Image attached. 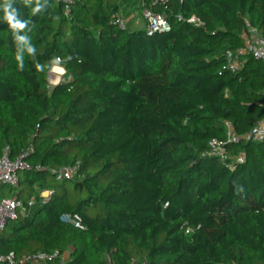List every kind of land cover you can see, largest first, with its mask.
Returning <instances> with one entry per match:
<instances>
[{
    "label": "trees",
    "instance_id": "trees-1",
    "mask_svg": "<svg viewBox=\"0 0 264 264\" xmlns=\"http://www.w3.org/2000/svg\"><path fill=\"white\" fill-rule=\"evenodd\" d=\"M13 7L29 23L16 40L0 9V156L34 148L15 195L37 201L0 231V256L264 264V141L232 144L245 157L234 170L204 155L226 138L225 121L243 135L264 120V63L248 56L240 71L224 69L249 25L264 36V0H76L69 14L60 0ZM145 9L171 29L120 27ZM58 58L66 73L51 87ZM74 164L73 179L52 173Z\"/></svg>",
    "mask_w": 264,
    "mask_h": 264
},
{
    "label": "built area",
    "instance_id": "built-area-1",
    "mask_svg": "<svg viewBox=\"0 0 264 264\" xmlns=\"http://www.w3.org/2000/svg\"><path fill=\"white\" fill-rule=\"evenodd\" d=\"M67 10V14L70 13L71 6L75 3L76 0H60ZM143 18L146 21V29L149 35H153L159 32H166L171 29L166 17L161 14L154 12L150 9H145L143 11ZM120 27L125 29L127 24L125 21H120ZM243 46L235 49L228 50L225 54L226 65L225 70L237 72L240 71L246 64L247 57L252 56L257 60H260L264 63V36L260 31L249 25L247 31L243 36ZM60 59L58 58L51 71L55 69L56 66H59ZM66 71L61 75L64 76ZM60 78V79H61ZM64 80V79H63ZM62 80V81H63ZM61 81V82H62ZM60 84V82L58 83ZM58 84H54L50 80V86L54 87ZM225 132L226 138L224 140L214 139L210 143V148L205 156H214L221 159V161L227 165L231 170H234L237 164L243 163L245 160L244 155H235L231 153L230 146L232 144H238L240 142H254L259 143L264 141V120L259 122L250 132L240 135L236 132L235 127L232 122L225 121ZM34 150L33 147L29 151L24 152L17 158H12L10 155L9 148L5 149L3 154L0 156V188L3 186H9L11 188H19L20 186V174L26 170H33V167L26 161L29 153ZM79 164L66 165L59 169L52 170L53 175L59 181L73 179L79 174ZM37 170H42V167H37ZM49 195L43 197L44 192L41 193L42 198H48L51 192L46 191ZM36 198H32L28 206H25L16 195L1 197L0 195V231H3L7 225L9 219H16L18 216L19 209H22L25 212L29 207H32L36 204ZM64 221L72 222L77 227H81V218L76 216L71 218L70 216H63ZM192 230H186V233H190ZM60 257V253H46L43 251L32 252L23 255L20 258H17L14 253H11L8 256H0V263L7 264H52ZM70 257V253H66L62 256V260L65 261ZM108 264H112V260L107 257ZM130 264H147L145 261L133 260Z\"/></svg>",
    "mask_w": 264,
    "mask_h": 264
},
{
    "label": "clouds",
    "instance_id": "clouds-1",
    "mask_svg": "<svg viewBox=\"0 0 264 264\" xmlns=\"http://www.w3.org/2000/svg\"><path fill=\"white\" fill-rule=\"evenodd\" d=\"M16 2V0H3V3L0 4V9L3 10L4 13V21L9 25V27L13 31L14 39L16 40H24V37L16 36L15 33L23 30L26 25L29 23L27 20H21L18 19L19 12L16 7H13V4ZM23 2V0H22ZM39 11V8H33L31 9V14L35 15L36 12ZM34 51L32 47L28 48L29 54H31ZM16 60L18 61V67L20 70H23L24 68V60L23 57H21L18 53H16ZM39 68V65L36 66Z\"/></svg>",
    "mask_w": 264,
    "mask_h": 264
},
{
    "label": "rangeland",
    "instance_id": "rangeland-1",
    "mask_svg": "<svg viewBox=\"0 0 264 264\" xmlns=\"http://www.w3.org/2000/svg\"><path fill=\"white\" fill-rule=\"evenodd\" d=\"M126 24L128 25V28L131 31H138V30H144L147 26L146 21L144 20L143 16L141 15V13H137L134 14L133 16H129L128 19L126 20ZM61 78V75H60ZM57 83H61V81L64 79V76H62V78L60 79ZM53 75L50 74V80L54 83L57 84L56 82H54L53 80ZM23 172H21V176H22ZM19 192L18 188H11L9 186H3L0 188V195L1 197H6V196H13L15 194H17ZM49 194L44 191V195L43 197H47ZM33 198H36V195L33 196Z\"/></svg>",
    "mask_w": 264,
    "mask_h": 264
},
{
    "label": "bare ground",
    "instance_id": "bare-ground-1",
    "mask_svg": "<svg viewBox=\"0 0 264 264\" xmlns=\"http://www.w3.org/2000/svg\"><path fill=\"white\" fill-rule=\"evenodd\" d=\"M64 72L65 70L63 68L56 66L55 69L52 71V75H53L52 80L57 83L59 81L60 75H62Z\"/></svg>",
    "mask_w": 264,
    "mask_h": 264
},
{
    "label": "crops",
    "instance_id": "crops-1",
    "mask_svg": "<svg viewBox=\"0 0 264 264\" xmlns=\"http://www.w3.org/2000/svg\"><path fill=\"white\" fill-rule=\"evenodd\" d=\"M60 67V66H59ZM62 68V67H61Z\"/></svg>",
    "mask_w": 264,
    "mask_h": 264
}]
</instances>
